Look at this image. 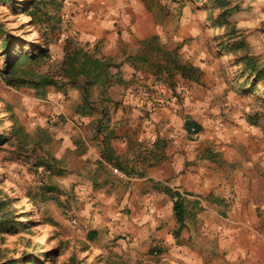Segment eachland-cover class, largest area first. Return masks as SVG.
Segmentation results:
<instances>
[{
	"label": "crops",
	"instance_id": "crops-1",
	"mask_svg": "<svg viewBox=\"0 0 264 264\" xmlns=\"http://www.w3.org/2000/svg\"><path fill=\"white\" fill-rule=\"evenodd\" d=\"M89 8L88 18L76 20L81 39L103 38L99 54L121 63L85 93L95 108H112L108 124L90 123L94 110H86L84 130L93 138L79 150L83 163L110 174L96 193L104 211L92 227L96 237L134 263L152 251L162 264H264L262 132L248 122L223 123L230 107L210 86L219 79L206 73L201 56L192 63L201 69L199 83L180 74L158 79L148 63L130 58L142 53L143 40L162 33L145 0H102ZM195 50L189 44L182 53ZM187 120L201 130L190 134ZM200 147L219 155H200Z\"/></svg>",
	"mask_w": 264,
	"mask_h": 264
},
{
	"label": "rangeland",
	"instance_id": "rangeland-1",
	"mask_svg": "<svg viewBox=\"0 0 264 264\" xmlns=\"http://www.w3.org/2000/svg\"><path fill=\"white\" fill-rule=\"evenodd\" d=\"M101 1L0 0V37L10 40L13 59L22 52L34 53L39 46L46 48L44 57L22 64V69L59 80L68 38L100 52L104 39L82 40L76 20L82 15L88 18L89 6ZM145 2L162 28L158 35L162 43L168 49L181 45L179 53L191 64L201 56L206 73L218 77L210 86L221 91L224 107H230L222 114L223 123L255 124L264 139V81L242 74L244 66L235 59L242 52L227 53L219 38L233 25L238 39L250 45L249 52L264 69V0ZM189 44H196L198 51L186 56L182 48ZM6 51L0 46V134L5 135L0 143V201L18 227L0 232V264H162L152 251L134 263L92 231L96 217L104 212L96 193L110 174L95 162L80 159L84 139L93 138L92 131L84 130L89 119L85 113L94 110L92 124H108L112 108H95L96 102L87 96L85 101L78 87L10 85L3 75L12 58L3 56ZM199 154L219 155L211 147L205 151L200 147ZM85 215L89 217L84 219Z\"/></svg>",
	"mask_w": 264,
	"mask_h": 264
},
{
	"label": "trees",
	"instance_id": "trees-1",
	"mask_svg": "<svg viewBox=\"0 0 264 264\" xmlns=\"http://www.w3.org/2000/svg\"><path fill=\"white\" fill-rule=\"evenodd\" d=\"M4 2L12 3V0H3ZM200 1V0H198ZM226 22L224 18L222 19ZM217 23V22H214ZM1 30V25H0ZM240 34L237 33L235 27L231 24L227 26V32L223 34L221 46L227 53L242 52L241 56L236 54V64H243L244 68L241 70L242 74L245 73L249 77L254 76L256 81H264V69L258 67L257 59L253 54L249 52L250 45L242 39H238ZM237 38V40H235ZM2 40L0 46L2 50L7 49L4 53V57H12V49L10 48V40L0 37ZM143 51L137 56H131L130 58L136 62L148 63L154 74L159 78L164 74L169 77L180 74L183 78L200 82L202 77L201 69L195 67L191 63L185 61L179 53L180 45L174 49H168L167 46L162 43L157 35L150 36L142 41ZM37 52V53H36ZM28 54L22 52L18 54V58H11L6 61L3 75L10 85H31L35 87H45L49 85L55 86H70L78 87L84 96V100L87 101L86 91L88 86L94 84L95 80L101 75L110 74V70L113 67L120 66L114 60L113 57L100 55L97 51L92 52L90 49H86L76 43L73 39L68 38L64 46V57L61 63V79L56 80L50 78L46 74L29 73L22 69V64L29 61H38L44 57L48 50L42 46L37 47V51ZM251 84V79L246 83L247 86ZM185 127L190 134H195L201 130V127L191 120H187ZM5 135L0 134V143L4 141ZM111 160V156H106ZM116 167H120L119 164H115ZM165 191L171 194L169 189ZM6 204L4 201H0V232L1 231H15L18 227L17 222L11 219V216L5 210ZM175 214L178 223H182L184 219V210L181 201L175 202ZM4 264H16L15 262ZM117 264V263H116Z\"/></svg>",
	"mask_w": 264,
	"mask_h": 264
},
{
	"label": "built area",
	"instance_id": "built-area-1",
	"mask_svg": "<svg viewBox=\"0 0 264 264\" xmlns=\"http://www.w3.org/2000/svg\"><path fill=\"white\" fill-rule=\"evenodd\" d=\"M116 172H117V170H116Z\"/></svg>",
	"mask_w": 264,
	"mask_h": 264
}]
</instances>
